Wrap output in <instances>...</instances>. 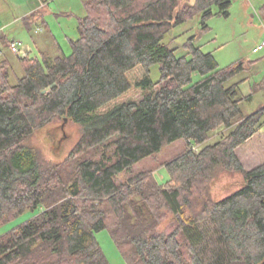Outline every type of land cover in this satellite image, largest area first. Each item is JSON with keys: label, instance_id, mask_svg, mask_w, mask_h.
I'll list each match as a JSON object with an SVG mask.
<instances>
[{"label": "trees", "instance_id": "trees-1", "mask_svg": "<svg viewBox=\"0 0 264 264\" xmlns=\"http://www.w3.org/2000/svg\"><path fill=\"white\" fill-rule=\"evenodd\" d=\"M232 2L84 0L70 55L20 58L14 85L0 59V227L36 213L0 236V264H110L104 230L126 264H264V163L247 170L238 155L264 125V107L243 110L264 82L245 96L242 81L229 83L254 63L220 68L195 37L181 57L165 41L198 15L205 31ZM60 122L77 124L79 139L62 161L46 160L28 141ZM177 141L187 148L164 165L167 183L135 171ZM221 171L244 184L215 201Z\"/></svg>", "mask_w": 264, "mask_h": 264}, {"label": "rangeland", "instance_id": "rangeland-1", "mask_svg": "<svg viewBox=\"0 0 264 264\" xmlns=\"http://www.w3.org/2000/svg\"><path fill=\"white\" fill-rule=\"evenodd\" d=\"M42 0H0V51L12 63L10 83L16 84L18 78L24 75L20 64L23 55L13 53L11 44L19 43L21 49L30 58L43 59L42 52L48 59L72 53L71 41L79 38V19L86 16L84 0H48L44 7ZM218 8L215 9L217 12ZM229 15H215L207 21L208 28L202 30V16L198 15L185 23L178 25L167 34L166 42L176 49L178 57L186 52L183 45L191 38H196L198 46L204 53H211L220 68L230 66L237 61L252 62L251 69L243 72L229 84L241 82V92L247 96L254 95L256 84L264 82V50L254 53L253 49L264 41V0H233ZM33 14V15H32ZM159 65L151 69L154 82L160 80ZM139 97V96H138ZM264 107V92L258 91L250 103H243V110L251 114ZM79 139V127L72 122L52 124L38 131L28 144L39 151L43 158L52 161L65 159ZM220 140V134L213 135L206 143L214 144ZM183 141H177L135 166V171H153L157 181L165 184L170 175L164 166L186 150ZM199 149V147H196ZM238 155L244 167L250 170L264 163V125L260 132L250 141L243 144ZM121 174L117 182L126 178ZM244 184L243 175L221 171L212 182L211 196L215 201L239 190ZM36 215L27 211L0 227V236L17 228ZM110 264H126L108 231L96 233Z\"/></svg>", "mask_w": 264, "mask_h": 264}, {"label": "built area", "instance_id": "built-area-1", "mask_svg": "<svg viewBox=\"0 0 264 264\" xmlns=\"http://www.w3.org/2000/svg\"><path fill=\"white\" fill-rule=\"evenodd\" d=\"M46 4V0H42L41 2V6L44 7V5ZM11 49L13 51V53L17 54V55H23V57H26L28 56V50H26V52H24L21 47H20V44L19 43H16V42H13L11 44ZM262 50H264V41L258 46L256 47L253 52L254 53H259L261 52Z\"/></svg>", "mask_w": 264, "mask_h": 264}, {"label": "crops", "instance_id": "crops-1", "mask_svg": "<svg viewBox=\"0 0 264 264\" xmlns=\"http://www.w3.org/2000/svg\"><path fill=\"white\" fill-rule=\"evenodd\" d=\"M46 1H47V3H48V0H46ZM32 15H33V14H32ZM2 35H3V33H2V30H1V31H0V36H2ZM255 48H256V47H255ZM255 48H254V49H255ZM254 49H253V50H254ZM2 55H3V54H2Z\"/></svg>", "mask_w": 264, "mask_h": 264}, {"label": "water", "instance_id": "water-1", "mask_svg": "<svg viewBox=\"0 0 264 264\" xmlns=\"http://www.w3.org/2000/svg\"><path fill=\"white\" fill-rule=\"evenodd\" d=\"M47 91H50V88H48Z\"/></svg>", "mask_w": 264, "mask_h": 264}]
</instances>
